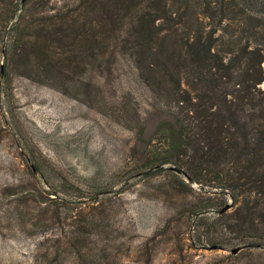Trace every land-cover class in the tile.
Segmentation results:
<instances>
[{
  "label": "trees",
  "instance_id": "1",
  "mask_svg": "<svg viewBox=\"0 0 264 264\" xmlns=\"http://www.w3.org/2000/svg\"><path fill=\"white\" fill-rule=\"evenodd\" d=\"M111 46L151 98L152 135L138 158L162 146L138 168L171 177L158 186L163 201L205 229L193 247H225L226 229L237 247L264 249V0H0V54L33 75L66 86L90 58L114 57ZM139 127L143 136L146 122ZM194 183L203 188L196 203L187 198ZM47 193L40 204L55 199ZM69 217L79 232L89 223Z\"/></svg>",
  "mask_w": 264,
  "mask_h": 264
},
{
  "label": "rangeland",
  "instance_id": "2",
  "mask_svg": "<svg viewBox=\"0 0 264 264\" xmlns=\"http://www.w3.org/2000/svg\"><path fill=\"white\" fill-rule=\"evenodd\" d=\"M109 50L114 57L90 58L66 86L0 54V264H264L262 248L231 253L238 245L226 229L225 247H193L205 229L163 201L158 186L171 177L138 168L162 154L150 143L139 159L141 138L152 135L149 92ZM188 190V200L201 201L199 184ZM47 192L55 199L40 204ZM76 212L89 222L83 232L72 229Z\"/></svg>",
  "mask_w": 264,
  "mask_h": 264
},
{
  "label": "water",
  "instance_id": "3",
  "mask_svg": "<svg viewBox=\"0 0 264 264\" xmlns=\"http://www.w3.org/2000/svg\"><path fill=\"white\" fill-rule=\"evenodd\" d=\"M226 208H227V207H226ZM243 247H244V246H242V247H235V248H232V249L230 250V252L233 253V254H235V253H237L239 250H241Z\"/></svg>",
  "mask_w": 264,
  "mask_h": 264
}]
</instances>
